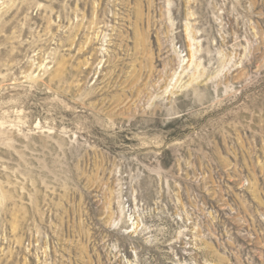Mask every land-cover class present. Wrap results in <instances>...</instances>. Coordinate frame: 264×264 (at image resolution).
<instances>
[{"label": "rangeland", "instance_id": "obj_1", "mask_svg": "<svg viewBox=\"0 0 264 264\" xmlns=\"http://www.w3.org/2000/svg\"><path fill=\"white\" fill-rule=\"evenodd\" d=\"M0 264H264V0H0Z\"/></svg>", "mask_w": 264, "mask_h": 264}]
</instances>
